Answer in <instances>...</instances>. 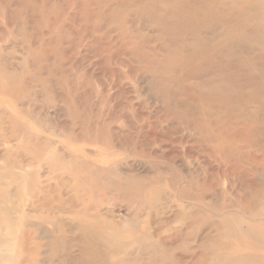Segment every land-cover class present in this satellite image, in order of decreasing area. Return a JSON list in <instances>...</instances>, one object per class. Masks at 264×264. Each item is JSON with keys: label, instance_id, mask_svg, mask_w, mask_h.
Segmentation results:
<instances>
[{"label": "rangeland", "instance_id": "rangeland-1", "mask_svg": "<svg viewBox=\"0 0 264 264\" xmlns=\"http://www.w3.org/2000/svg\"><path fill=\"white\" fill-rule=\"evenodd\" d=\"M0 264H264V0H0Z\"/></svg>", "mask_w": 264, "mask_h": 264}]
</instances>
